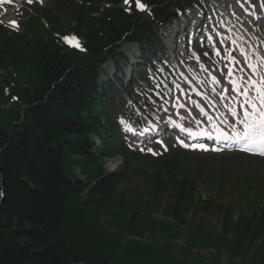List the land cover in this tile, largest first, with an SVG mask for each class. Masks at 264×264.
<instances>
[{
  "label": "trees",
  "instance_id": "trees-1",
  "mask_svg": "<svg viewBox=\"0 0 264 264\" xmlns=\"http://www.w3.org/2000/svg\"><path fill=\"white\" fill-rule=\"evenodd\" d=\"M80 1L53 0L64 19L59 9L45 19L56 28L65 21L83 53L56 30L35 28L39 20L24 25V41H0V66H26L30 77L25 108L0 128V264H264V197L257 209L242 202L254 179L228 183L208 165L192 169L183 152H128L110 116L112 85L98 82L102 63L121 57L118 43L143 53L157 42V24L195 0H140L151 7L145 18L115 7L121 0H105L114 7L101 12ZM118 156L120 171L106 172L103 163ZM131 179L145 193L125 187Z\"/></svg>",
  "mask_w": 264,
  "mask_h": 264
},
{
  "label": "rangeland",
  "instance_id": "rangeland-1",
  "mask_svg": "<svg viewBox=\"0 0 264 264\" xmlns=\"http://www.w3.org/2000/svg\"><path fill=\"white\" fill-rule=\"evenodd\" d=\"M51 1L52 0H31V2H29V0H18L14 7L5 8L2 12V18L0 20V41H2V37H7L6 34L10 29L15 30L14 32H18L20 29L17 28V24L21 23V21H24L25 17L27 16H30L31 18V14L35 11L43 16L48 15L47 12H49V14H55V10L59 9L58 4H53L51 8H46L48 4H51ZM236 2L237 0H203L202 6L207 12V19L205 21L203 20L204 17H202L203 22L205 23V25H207V27H209L214 23V18L212 17V15H217L218 13H222L224 18L231 20L232 26H230V28L239 26V21H243L242 26L246 30V35H243L242 37L246 41H249L250 36H252L253 34L249 30V25H251L250 23H253L254 26L251 25L252 31L254 30V35H256L255 37L258 39V42L264 46V28H262L259 21L256 23V21L245 20V18L243 19L238 16L239 13ZM246 2L254 5L255 7V0H247ZM34 3L38 5H27H32ZM23 4H25L26 7H31L32 9L22 8ZM121 7L123 6L121 5L120 8ZM59 10L62 12L61 16H63L64 10L61 8ZM35 14L36 13H33L34 16ZM191 16H193L194 20H196L199 15L197 11L193 9L191 11ZM92 17H95V15ZM11 21L15 22V26L10 28L9 24ZM186 23H188V20H186ZM65 25V21L60 22L58 24V28H56L53 20L46 18L45 20L42 19L40 23L38 21L35 22L33 26L35 28H39L40 26H42L46 30L53 29L56 30L57 34L63 35L65 33L60 27H63ZM181 25L183 26V23H181ZM245 25H247V28L244 27ZM175 27L176 25L170 28L165 27L159 32L158 37H160V39L162 38L161 40L163 42V46L161 45V48H163V50L157 52L155 51L156 49H153L152 51L155 54L150 58L149 61H147L146 66L144 65V62H142L140 55L137 54L134 45L123 44L121 46L120 51L124 55L125 60H123L122 62L120 61L119 66L122 67L125 80L129 79V81L133 85L132 89L134 98L128 99L125 95L122 94L121 99H119L118 101L119 104L117 112L119 113V116L116 120L114 115V121L117 124L119 120H126L131 124H134L135 122L145 125L150 121L160 120V109H156V103L159 102L158 99H160V96L158 95V90L160 89L156 87V82L158 79L160 80V83L164 85H168V82L166 81V79L161 78L163 72H159L160 75L158 74L156 77L153 76L152 82L147 80V76L150 75V70L153 68L157 69L158 71H160L162 68L165 70L163 61H165V64H170L171 66L174 65V67H170L176 68V70L173 71L176 77L180 78V74L183 73V77L188 79L189 81L197 80L198 77L196 75L187 73L188 69H192V67H194V73L201 75L205 70V68L202 66L203 64L209 66L213 65L214 61H212V55H208V51H206V49H202L200 48V46L197 49H191L190 46H188L187 48H183L181 42H179V39L183 36L182 33H180L177 45L174 44V41H172V34H168V31H173ZM180 31H182V28L180 29ZM9 36L11 39H17L19 41L25 40L24 35L9 34ZM164 47H166L167 49H165ZM194 51H196L197 54H194ZM195 55H198L204 60L207 59L206 62H197ZM172 56L173 58H175L174 61ZM135 62L136 67L134 68L136 69V71L138 70V74H140L141 76L138 78H136L134 75L133 77H130L128 74L130 64ZM103 70L104 73H107V75L111 76V74L113 73L111 63L107 62L106 64H104ZM214 70L215 72L219 73L216 68H214ZM0 74H3L2 76H0V128L8 129L13 119H15L17 113L23 111L25 107V104L22 100L21 91L23 87L28 86V80L30 81V77L26 66L17 69L13 66H0ZM213 75L215 76V80L217 79L219 83H222L223 77H220V74L217 77L216 73H213ZM164 77H166V75H164ZM154 87H156L158 90H156ZM167 99L168 96L165 94L162 100L164 101V103H167ZM121 100L124 101V104L121 103ZM171 145L176 148V145L174 143H172ZM151 147L152 144L147 141L139 148L144 149V151L147 152L148 150L154 151L151 152L153 155H156L157 152L162 149ZM187 155L188 159H190V161H193L195 164H197V162H205L209 165H212L215 171V175H222L229 181H231V177H235L236 179H238L237 182L240 184V186L245 185L247 178L252 177L255 182V193L247 198H244L242 200L243 204L255 203V198L260 197L264 194L263 160L235 154H221L219 156H214L189 153ZM103 167L106 171L118 172L121 167V159L117 158L108 160ZM75 176L82 181L84 180V177L77 171L75 172ZM124 186L128 188H131L133 186L135 188H138L140 192L145 193V183H143V181L137 179L127 180L126 185ZM121 187L123 188V185ZM210 187L211 190L215 188L214 184L210 185ZM203 254L208 255L207 253Z\"/></svg>",
  "mask_w": 264,
  "mask_h": 264
},
{
  "label": "snow or ice",
  "instance_id": "snow-or-ice-1",
  "mask_svg": "<svg viewBox=\"0 0 264 264\" xmlns=\"http://www.w3.org/2000/svg\"><path fill=\"white\" fill-rule=\"evenodd\" d=\"M124 2L125 5L130 4V0H124ZM136 8L144 11L145 5L137 0ZM11 23L15 25V22ZM65 42L72 47H80L74 37L65 38ZM251 67L255 68V66ZM229 74H231V70ZM232 91L237 95H243V102L240 105L242 115H239L235 109H230L235 123L231 125L228 133L220 131L213 125L217 132L216 138L238 144L242 151L264 156V79L256 82L249 80L243 88L236 81H232ZM252 92L255 94L252 95Z\"/></svg>",
  "mask_w": 264,
  "mask_h": 264
},
{
  "label": "bare ground",
  "instance_id": "bare-ground-1",
  "mask_svg": "<svg viewBox=\"0 0 264 264\" xmlns=\"http://www.w3.org/2000/svg\"><path fill=\"white\" fill-rule=\"evenodd\" d=\"M236 34H237V32H236ZM241 45L242 46H245V44L243 43H241ZM249 49V48H248ZM241 53H243V51L241 52ZM244 54L246 55V57H249V56H251V52H249V50L247 51H245V49H244ZM263 54V53H262ZM247 60V59H246ZM249 60H251V57H249ZM254 61V63H256V60H253Z\"/></svg>",
  "mask_w": 264,
  "mask_h": 264
}]
</instances>
